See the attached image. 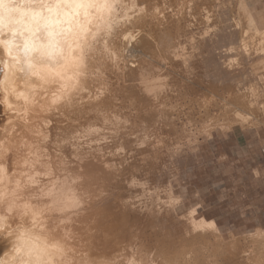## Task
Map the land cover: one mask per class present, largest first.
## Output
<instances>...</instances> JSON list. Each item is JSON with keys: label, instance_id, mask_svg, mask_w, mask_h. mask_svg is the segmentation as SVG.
<instances>
[{"label": "bare ground", "instance_id": "1", "mask_svg": "<svg viewBox=\"0 0 264 264\" xmlns=\"http://www.w3.org/2000/svg\"><path fill=\"white\" fill-rule=\"evenodd\" d=\"M222 1L0 0V155L17 172L39 159L45 176L69 163L89 201L79 264H264L263 228L226 242L173 212L179 154L195 161L200 135L264 115L252 88L199 72L203 44L252 25L236 22L242 0L224 14ZM125 12L138 13L141 47L113 65ZM76 82L87 92L74 107L46 111Z\"/></svg>", "mask_w": 264, "mask_h": 264}, {"label": "rangeland", "instance_id": "2", "mask_svg": "<svg viewBox=\"0 0 264 264\" xmlns=\"http://www.w3.org/2000/svg\"><path fill=\"white\" fill-rule=\"evenodd\" d=\"M231 2L222 1V14ZM254 2L242 0L238 4L236 22L245 24L246 7L255 28L251 25L241 34L231 28L226 31L227 37L223 35L227 41H218L220 45L208 40L201 46L203 61L199 72L214 75L220 82L230 81L238 89L252 88V98L261 104L264 103V29L253 18L251 3ZM256 15L262 23L258 20L259 13ZM187 149L195 161H186L179 154V164L185 169L171 181L173 194L179 198L173 212L181 217L199 205L195 218H214L218 234L226 242L247 236L257 227L264 229V115L252 126L213 128L209 134L191 142Z\"/></svg>", "mask_w": 264, "mask_h": 264}, {"label": "clouds", "instance_id": "3", "mask_svg": "<svg viewBox=\"0 0 264 264\" xmlns=\"http://www.w3.org/2000/svg\"><path fill=\"white\" fill-rule=\"evenodd\" d=\"M4 7L8 9L10 5ZM139 13H144V9H139ZM137 17L136 12L124 13V26L115 36L119 46L107 57L113 65L137 59L142 36ZM84 92L87 89L79 82L73 83L46 111L58 110V106L74 107L76 98ZM7 152L5 148V155ZM44 159L47 160L46 153ZM16 164L21 170L10 171L8 160L0 155V264H79L78 244L90 227L89 201L81 191V183L71 179L73 173H66L69 163L65 160L54 165L49 176L44 174L48 165L39 159L21 157ZM197 207L187 214L192 222L215 228L214 218L195 219Z\"/></svg>", "mask_w": 264, "mask_h": 264}, {"label": "crops", "instance_id": "4", "mask_svg": "<svg viewBox=\"0 0 264 264\" xmlns=\"http://www.w3.org/2000/svg\"><path fill=\"white\" fill-rule=\"evenodd\" d=\"M244 6H245V4H244ZM245 12L247 13L249 20L251 21L253 27L255 28L254 23L250 17L249 12L247 11L246 7H245ZM251 12H252L254 20L259 24L260 27L263 26L262 28L264 29V25H263V23H264V0H255V2L253 4L251 3ZM256 13H259L258 16H261V18L259 17L258 20L262 23H259L257 21ZM262 60H263L262 64L264 65V55L262 56ZM263 75H264V71H263ZM260 228H262V227H260Z\"/></svg>", "mask_w": 264, "mask_h": 264}, {"label": "snow or ice", "instance_id": "5", "mask_svg": "<svg viewBox=\"0 0 264 264\" xmlns=\"http://www.w3.org/2000/svg\"><path fill=\"white\" fill-rule=\"evenodd\" d=\"M144 11H145V9H144ZM98 102H102V101H98Z\"/></svg>", "mask_w": 264, "mask_h": 264}]
</instances>
